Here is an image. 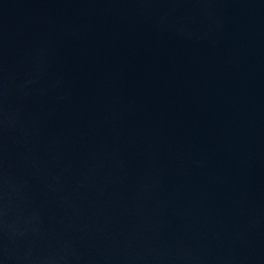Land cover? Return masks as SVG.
Here are the masks:
<instances>
[{
    "label": "water",
    "instance_id": "water-1",
    "mask_svg": "<svg viewBox=\"0 0 264 264\" xmlns=\"http://www.w3.org/2000/svg\"><path fill=\"white\" fill-rule=\"evenodd\" d=\"M0 264H264V0H0Z\"/></svg>",
    "mask_w": 264,
    "mask_h": 264
}]
</instances>
